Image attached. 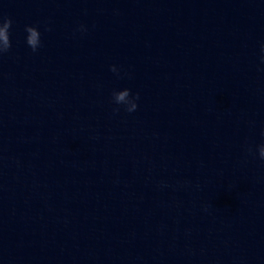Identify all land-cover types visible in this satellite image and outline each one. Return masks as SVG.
Masks as SVG:
<instances>
[{
    "label": "water",
    "instance_id": "1",
    "mask_svg": "<svg viewBox=\"0 0 264 264\" xmlns=\"http://www.w3.org/2000/svg\"><path fill=\"white\" fill-rule=\"evenodd\" d=\"M0 15V264H264V0Z\"/></svg>",
    "mask_w": 264,
    "mask_h": 264
},
{
    "label": "clouds",
    "instance_id": "2",
    "mask_svg": "<svg viewBox=\"0 0 264 264\" xmlns=\"http://www.w3.org/2000/svg\"><path fill=\"white\" fill-rule=\"evenodd\" d=\"M13 26V20L10 17H4L0 15V56L9 52L12 48V36L11 29ZM50 31V29H48ZM81 31H86L84 26H81ZM25 32L26 43L32 49L33 52L39 50L42 47V34L38 27L26 26ZM114 73L118 74V69L113 66L111 69ZM113 102L118 106H124L125 110L129 113L135 112L138 109V103L140 99L139 93L133 96L130 89H124L122 91H114L112 94ZM131 104V107L128 105ZM115 112H119L120 108L114 109ZM251 151V149H249ZM259 158L264 160V144L260 145L258 148Z\"/></svg>",
    "mask_w": 264,
    "mask_h": 264
}]
</instances>
